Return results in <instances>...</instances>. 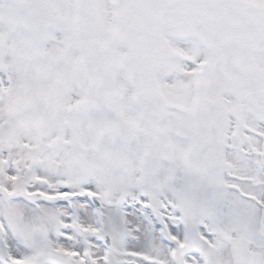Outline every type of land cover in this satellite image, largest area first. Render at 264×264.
<instances>
[{
  "label": "snow or ice",
  "instance_id": "obj_1",
  "mask_svg": "<svg viewBox=\"0 0 264 264\" xmlns=\"http://www.w3.org/2000/svg\"><path fill=\"white\" fill-rule=\"evenodd\" d=\"M0 264H264V0H0Z\"/></svg>",
  "mask_w": 264,
  "mask_h": 264
}]
</instances>
